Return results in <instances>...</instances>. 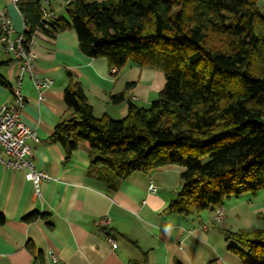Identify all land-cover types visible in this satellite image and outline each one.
I'll return each instance as SVG.
<instances>
[{
	"label": "trees",
	"instance_id": "1",
	"mask_svg": "<svg viewBox=\"0 0 264 264\" xmlns=\"http://www.w3.org/2000/svg\"><path fill=\"white\" fill-rule=\"evenodd\" d=\"M260 1L67 0L65 18L45 21L40 0H18L27 48L38 33L56 39L74 31L80 52L106 60L110 73L116 69L111 76L138 67L165 77L164 89L148 107H139L125 93L111 96L114 104H128L126 116L112 120L94 116L82 83L67 72L69 115L50 141L63 148L66 161L83 145L88 176L111 193L135 173L183 168L177 199L164 210L168 215H200L264 190ZM9 64L0 61V84L6 89L10 83L2 70ZM133 87L126 84L127 91ZM39 218L30 214L23 221ZM257 219L262 227L254 233L223 230L228 251L241 264H264V215ZM26 248L34 264H43L41 251L32 243ZM129 264H150L149 252Z\"/></svg>",
	"mask_w": 264,
	"mask_h": 264
},
{
	"label": "crops",
	"instance_id": "2",
	"mask_svg": "<svg viewBox=\"0 0 264 264\" xmlns=\"http://www.w3.org/2000/svg\"><path fill=\"white\" fill-rule=\"evenodd\" d=\"M40 2L45 11L58 18L66 17L67 0ZM260 2L264 9V0ZM2 11L10 19L15 35L23 34L25 22L17 5L0 0ZM32 50L36 62L33 75L22 80L25 106L20 120L39 138V143H32L33 161L50 180L42 183L41 195L36 197L24 171L0 166V212L5 218L0 224V264H34L26 248L29 243L42 252L43 264H54L53 256L56 264H129L140 261L142 252H149L150 264H241L228 251L223 230L234 232L233 221L261 213L252 206L255 201L248 200L250 207L241 202L247 200V195L227 200L232 208L242 211L229 209L228 214L224 204L220 208L224 213L221 224L212 221L218 209L195 216L168 215L164 210L177 199L183 168L166 166L151 173H135L111 193L88 176L89 162L83 145L66 161L63 148L50 141L55 127L69 115L64 102L67 72L82 83L94 116L112 120L124 118L128 104H114L111 96L125 93L139 107H148L164 89L165 77L138 67L128 68L118 78L111 76L106 60L90 59L80 52L74 31L61 33L56 39L40 35ZM0 61H10L2 74L10 84L14 83L20 75L19 62L2 46ZM36 80L50 82L42 101L34 87ZM126 84L134 87L127 91ZM12 100L10 89L0 84V105ZM151 182L157 187L155 193L148 190ZM30 214L40 218L24 222ZM102 219L109 223L100 226Z\"/></svg>",
	"mask_w": 264,
	"mask_h": 264
},
{
	"label": "built area",
	"instance_id": "3",
	"mask_svg": "<svg viewBox=\"0 0 264 264\" xmlns=\"http://www.w3.org/2000/svg\"><path fill=\"white\" fill-rule=\"evenodd\" d=\"M44 1V0H40ZM17 4L18 0H11ZM44 20L49 21L55 17L52 12L43 9ZM26 29V26H25ZM39 37L41 34H37ZM37 43L34 39L30 47L25 46L24 33L15 35L11 21L5 12H0V46L5 52L20 64L19 78L10 84V91L13 100L9 104L0 105V166L13 171H24L25 178L31 182L33 186V194L36 197L41 195V185L43 182L49 181L50 177L43 171L36 169L33 161L32 143H39L40 140L36 134L26 127L20 120L22 109L25 106V98L22 94V80L25 76H32V69L36 62V55L33 53V47ZM111 73H116V69H112ZM50 86L48 81H34V87L38 92L39 101L43 100V91ZM150 193H155L157 187L154 182L148 186ZM212 221L221 224L224 221V213L222 209H218ZM109 223L108 219H102L100 226ZM113 247L116 244L110 240ZM52 262L57 263V258L52 257Z\"/></svg>",
	"mask_w": 264,
	"mask_h": 264
},
{
	"label": "rangeland",
	"instance_id": "4",
	"mask_svg": "<svg viewBox=\"0 0 264 264\" xmlns=\"http://www.w3.org/2000/svg\"><path fill=\"white\" fill-rule=\"evenodd\" d=\"M264 10V9H263ZM264 12V11H263ZM127 70V69H126ZM155 71L156 73H158L159 75H161V77H163L162 79H164V75L162 72L160 71H156V70H153ZM158 97V94L155 98ZM256 197V198H255ZM247 200H244V199H241V202L243 200V203L245 202V205L246 207H250V204H249V199H251L252 201H255L256 203L252 206H256V209L259 208L260 212L264 215V190L262 191H259L257 194L255 195H252V194H247L246 196ZM232 201H236L235 198L232 199ZM228 202L226 201L225 202V206L227 208V212L228 214H230V211H228L229 209H234L232 208L233 205L232 204H227ZM250 209V208H248ZM235 212H238V211H242L241 209L237 210V209H234ZM243 212H241V216H243L242 214ZM240 214V212H239ZM246 217V218H245ZM240 224V226H239ZM238 226V228H244L243 231L247 232V233H254L256 232L257 230L261 229L262 227V224L261 222L257 219V215L256 216H252L250 219L248 218L247 215H245L244 217H241V219H237L235 221H233L232 223V230L234 232L236 231H239V230H242V229H236ZM245 226V227H244ZM230 229V228H229Z\"/></svg>",
	"mask_w": 264,
	"mask_h": 264
}]
</instances>
